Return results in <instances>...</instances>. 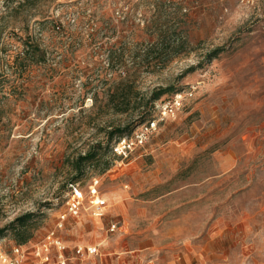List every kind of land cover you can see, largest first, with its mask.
Segmentation results:
<instances>
[{"label":"rangeland","instance_id":"1","mask_svg":"<svg viewBox=\"0 0 264 264\" xmlns=\"http://www.w3.org/2000/svg\"><path fill=\"white\" fill-rule=\"evenodd\" d=\"M23 2L0 0V228L35 213L21 264L38 263L34 246L56 228L70 247L99 246L71 264H264V0ZM156 28L173 47L146 56ZM27 35L46 63L16 61ZM125 70L140 100L120 114L107 101ZM191 88L147 144L123 161L112 153L107 134L145 122L153 92ZM89 149L98 159L78 183L87 195L100 178L101 219L88 196L77 217L65 205ZM14 245L9 230L0 250Z\"/></svg>","mask_w":264,"mask_h":264},{"label":"built area","instance_id":"2","mask_svg":"<svg viewBox=\"0 0 264 264\" xmlns=\"http://www.w3.org/2000/svg\"><path fill=\"white\" fill-rule=\"evenodd\" d=\"M193 89L176 91L171 97L158 100L155 103V117L138 125L130 134L118 138L112 146V153L120 161H123L138 148L147 144L163 122L175 117L183 109L186 99L193 96ZM99 185L100 178H93L87 195L79 187V183L72 185L65 200L67 212L75 217L79 216L85 208L88 196V206L92 216L98 219L103 218L107 207V199L99 193ZM65 217L66 214L60 218L57 226L59 229L63 227ZM118 228V223L112 222L109 231L115 232ZM33 251L38 260L37 264H68L72 259H82L85 256L100 254L97 245L68 246L59 235L57 228L48 231L45 237L34 246ZM26 255L27 251L22 245H14L11 254L0 250V264H21L25 261Z\"/></svg>","mask_w":264,"mask_h":264},{"label":"trees","instance_id":"3","mask_svg":"<svg viewBox=\"0 0 264 264\" xmlns=\"http://www.w3.org/2000/svg\"><path fill=\"white\" fill-rule=\"evenodd\" d=\"M31 3L34 5V0H24V2L21 5H29L31 6ZM157 27V26H156ZM154 37V42H152L151 48L148 50L146 56H150L151 54L158 55V57H161L163 53L167 52V50H170L173 46H171L170 38L171 34H169V31H162L161 28H156V32L152 35ZM157 48V46H159ZM23 50L18 53V56L16 57V61L22 66L26 67L31 64H42L47 62V53L46 51L41 47L39 43L34 41L32 37L27 35L23 42H22ZM178 50V48H180ZM177 53H181L185 49L184 41H179L178 46L176 48ZM225 48H217L216 50H213L211 53L207 56V62H211L214 59H216L220 53L224 52ZM121 53V52H120ZM112 53H109L110 60L118 61L120 65H122L123 62H121L120 54H118L117 57H113ZM201 66H193L187 70V73H191L196 71V69L200 68ZM130 71V70H129ZM128 70H125L124 75H120L117 81L115 82L114 87L112 90L108 93V105H113V107L116 109L117 113L123 114L127 113L131 109V105L140 100V96L138 93V90L136 88V84L134 80H130V72ZM169 90L168 89H161L156 92H153L151 97L149 98L150 103H152L151 108L144 106L143 116L149 117L146 121L152 119L156 115V108L155 103L163 99L161 98L164 94H166ZM176 92V91H175ZM173 92V93H175ZM167 98V97H165ZM148 103V102H147ZM136 109L140 110L142 108L141 105L135 104ZM151 109V110H148ZM145 121V122H146ZM144 123V122H143ZM142 124V123H141ZM140 125V124H139ZM127 128H120L117 127L115 130H111L108 135V140H112L115 135H118L117 138L114 140V142L126 135L130 134L132 131H126ZM114 142L111 145V151L112 146ZM98 152L95 149H89L84 154H80L76 157L75 160H73V169L77 172V176L71 180L70 188L71 186L78 183V180L81 177V172L83 171V168L93 163L98 159ZM68 190V192H69ZM35 213H27L25 215H22L18 218H16L14 221L10 222L8 225H6L3 228H0V239H2L5 235V233L9 230L15 231L18 235V243L19 245L26 244L29 239L31 238L30 232L26 229L28 223L34 218Z\"/></svg>","mask_w":264,"mask_h":264},{"label":"crops","instance_id":"4","mask_svg":"<svg viewBox=\"0 0 264 264\" xmlns=\"http://www.w3.org/2000/svg\"><path fill=\"white\" fill-rule=\"evenodd\" d=\"M111 223H112V222H111ZM111 223H110V224H111ZM63 240H64V239H63ZM73 260H74V259H72L71 261H69L68 264H71V263L73 262ZM120 264H123V263H120Z\"/></svg>","mask_w":264,"mask_h":264}]
</instances>
